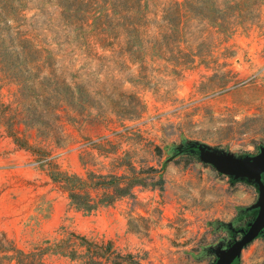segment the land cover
<instances>
[{
    "label": "rangeland",
    "instance_id": "rangeland-1",
    "mask_svg": "<svg viewBox=\"0 0 264 264\" xmlns=\"http://www.w3.org/2000/svg\"><path fill=\"white\" fill-rule=\"evenodd\" d=\"M26 5L23 26L0 34V51L16 50L26 68L19 86L0 74V239L45 249L46 264H212L229 226L256 218L259 191L183 149L244 157L264 147V4L183 78L82 45L55 7ZM66 176L96 210L72 204ZM238 264H264L263 238Z\"/></svg>",
    "mask_w": 264,
    "mask_h": 264
},
{
    "label": "trees",
    "instance_id": "trees-1",
    "mask_svg": "<svg viewBox=\"0 0 264 264\" xmlns=\"http://www.w3.org/2000/svg\"><path fill=\"white\" fill-rule=\"evenodd\" d=\"M58 10L62 27L85 46L119 50V57L132 64L164 62L173 67L176 78L198 65H209L211 55L204 48L219 46L230 40L238 29L249 25L264 0H43ZM27 0H0V34L22 27L27 18ZM26 40L22 35L12 41ZM6 39L0 35V47ZM2 63V64H1ZM24 60L16 50L0 51V74L10 81L26 73ZM26 78V77H25ZM30 80V78L25 79ZM51 80V78H50ZM53 84L51 85V87ZM53 89H57L53 86ZM67 91L72 87L65 85ZM33 92L32 87L22 90ZM51 92V88L49 89ZM20 106L30 111L25 99ZM29 107V108H27ZM16 141V140H15ZM17 143V142H16ZM21 147V146H20ZM66 180V181H65ZM74 186L70 200L78 209L92 212L98 204L75 189L80 180L67 177ZM47 251L25 252L5 235L0 239V264H46Z\"/></svg>",
    "mask_w": 264,
    "mask_h": 264
},
{
    "label": "water",
    "instance_id": "water-1",
    "mask_svg": "<svg viewBox=\"0 0 264 264\" xmlns=\"http://www.w3.org/2000/svg\"><path fill=\"white\" fill-rule=\"evenodd\" d=\"M187 145L192 152H197V157L202 163L212 166L219 174L236 181H246L258 188L257 202L249 208L258 210L256 218L240 241H237L229 250L219 254L220 258L216 263L232 264L241 255L242 250L251 244L261 232H264V147L260 148L257 155L238 157L205 144L187 143Z\"/></svg>",
    "mask_w": 264,
    "mask_h": 264
},
{
    "label": "flooded vegetation",
    "instance_id": "flooded-vegetation-1",
    "mask_svg": "<svg viewBox=\"0 0 264 264\" xmlns=\"http://www.w3.org/2000/svg\"><path fill=\"white\" fill-rule=\"evenodd\" d=\"M184 151H192V149L190 148V147H186L185 149H183ZM195 151H197V149H194ZM249 212H255L256 213V215H257V213H258V210L257 209H253V210H249L248 211V213ZM254 221V218L252 219V220H250L248 223H247V225L244 227V228H241V229H237V228H235L234 226H232V225H230L229 226V231L232 233V237H231V239L230 240H228V242H223L222 244H220V246H218L217 248H214V249H212L211 250V252L212 253H214L215 255H216V258H215V260H214V262L212 263V264H216L217 262H218V260H219V254H221L222 253V251H227V250H229L237 241H240L242 238H243V236H244V234H245V232H247L248 231V229H249V225L252 223ZM263 235H264V232L262 233H260V235L256 238V239H258V238H263ZM255 239V240H256ZM254 240V241H255ZM263 240H264V238H263ZM253 241V242H254ZM252 242V243H253ZM250 245V244H249ZM249 245H247V246H249ZM246 246V247H247ZM245 247V248H246ZM244 248V249H245ZM243 249V250H244ZM242 250V251H243ZM241 254H242V252H241ZM240 258H241V255L240 256H238L234 261H233V263L232 264H238L239 263V261H240Z\"/></svg>",
    "mask_w": 264,
    "mask_h": 264
}]
</instances>
